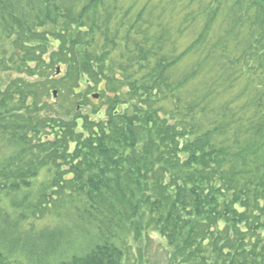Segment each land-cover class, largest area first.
<instances>
[{
    "label": "trees",
    "instance_id": "1",
    "mask_svg": "<svg viewBox=\"0 0 264 264\" xmlns=\"http://www.w3.org/2000/svg\"><path fill=\"white\" fill-rule=\"evenodd\" d=\"M0 264H264V0H0Z\"/></svg>",
    "mask_w": 264,
    "mask_h": 264
},
{
    "label": "rangeland",
    "instance_id": "2",
    "mask_svg": "<svg viewBox=\"0 0 264 264\" xmlns=\"http://www.w3.org/2000/svg\"><path fill=\"white\" fill-rule=\"evenodd\" d=\"M132 1H137V0H128V2L131 4L132 3ZM138 1H145V0H138ZM84 88V87H83ZM85 89V88H84ZM56 91V90H55ZM97 95L98 94V92H96V91H93L92 93H90V94H86L85 96L88 98V101H89V103H90V105H91V107L93 106V105H95V106H97V107H100V106H102L103 105V103H102V101H99V97H98V99H95V98H93V96L92 95ZM56 96H57V91H56ZM98 96V95H97ZM77 99V96H74L73 97V101L75 102V100ZM87 110H89V109H86V111ZM154 237V240L155 241H157V243L159 244H161V241L158 239V237L156 236V235H154L153 236Z\"/></svg>",
    "mask_w": 264,
    "mask_h": 264
},
{
    "label": "water",
    "instance_id": "3",
    "mask_svg": "<svg viewBox=\"0 0 264 264\" xmlns=\"http://www.w3.org/2000/svg\"><path fill=\"white\" fill-rule=\"evenodd\" d=\"M58 73H59V70H58ZM54 96H56V92L54 93ZM95 98H98L97 96H95Z\"/></svg>",
    "mask_w": 264,
    "mask_h": 264
}]
</instances>
